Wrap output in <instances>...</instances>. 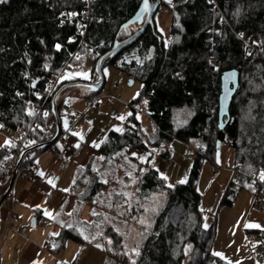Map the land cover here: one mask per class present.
<instances>
[{
	"label": "trees",
	"instance_id": "trees-1",
	"mask_svg": "<svg viewBox=\"0 0 264 264\" xmlns=\"http://www.w3.org/2000/svg\"><path fill=\"white\" fill-rule=\"evenodd\" d=\"M216 1L227 21L212 10L208 0H173L176 5L168 4L172 12L169 39L166 41L155 25L120 55H125L121 62L125 70L143 83L141 96L131 105L137 108L135 103L144 101L143 111L154 132L144 131L135 113L131 118L134 126L126 124L107 134L98 150L101 158L80 170L72 186L80 204L94 206L93 222L88 226L76 221L71 226L65 224L52 241L55 253L73 240L100 250L118 264H214L210 254L214 227H204L197 188L201 159L227 145L234 150L235 164L241 163L247 173L264 172V57L251 50V45L264 42V0ZM141 2L96 0L87 45L72 64L91 57L95 67L116 41L127 38L121 28ZM81 6L82 0L0 3V128L25 131L36 118L49 82L77 48L71 41L76 26L59 27L57 18L64 10ZM139 27L130 29L135 32ZM230 70L239 72V87L221 131V76ZM77 81L80 79L61 82L54 95L65 84ZM53 97L47 104L48 115L38 119L31 147L55 135ZM57 107L60 113L58 100ZM185 109L192 111V117L176 129L174 113ZM174 139L198 150L187 184L169 187L152 165L153 155L146 162L122 157L128 149L152 152L158 148L161 158L168 160ZM11 147L9 142L0 148V173ZM44 150L25 156L35 162ZM236 195L227 191L221 206L232 205Z\"/></svg>",
	"mask_w": 264,
	"mask_h": 264
},
{
	"label": "rangeland",
	"instance_id": "rangeland-1",
	"mask_svg": "<svg viewBox=\"0 0 264 264\" xmlns=\"http://www.w3.org/2000/svg\"><path fill=\"white\" fill-rule=\"evenodd\" d=\"M172 1L165 0L155 16V25L166 41L169 39L172 19L168 4L170 5ZM124 58L125 55L120 56L115 64H105L103 69L105 86L96 96H86L88 93L83 87L68 88L59 96L58 106L61 107V114H64L63 129L67 130L70 123L78 119L76 131L71 133L78 142L99 148L111 130H121L126 124L134 126L135 123L131 118L135 113L143 130L149 133L154 132L153 123L143 111L144 101L141 104L135 103L136 112L130 107V104L141 96L143 83L137 76L125 70L121 63ZM70 78L85 82L92 78L97 79L92 58L86 57L67 69L63 79L67 81ZM192 114V111L188 109L175 112L176 129L186 125ZM121 116L125 119L120 120ZM8 143L7 137L0 132V148ZM169 146L171 156L168 160L161 158V150L158 148L151 150L152 152L149 151L151 156L153 155L152 165L158 168L162 177H167L165 181L168 186L187 184L198 159V150L193 144H185L177 139H174ZM128 151L129 149L122 154L123 158L135 157L141 161L138 157L129 155ZM34 152L29 156L35 154ZM142 155L143 152L140 153L141 157ZM210 157L201 159L197 188L202 206L212 211V214L204 215V227L206 229L214 227L210 251L214 264H264V258L259 259L257 256V252L261 251L260 248L252 249L249 245L253 233H264V211L258 205L253 206V189L249 187L240 189L232 205L221 206L231 181L230 169L235 165L234 150L227 145H222ZM123 158L120 160H124ZM181 180L185 183H179ZM134 192L132 190L130 196H133ZM70 243L56 253L57 258L63 259L65 264H109L110 260L100 250L91 246L81 247L83 248L81 250L79 244ZM70 245H74L75 248H71ZM215 253L221 255H214Z\"/></svg>",
	"mask_w": 264,
	"mask_h": 264
},
{
	"label": "crops",
	"instance_id": "crops-1",
	"mask_svg": "<svg viewBox=\"0 0 264 264\" xmlns=\"http://www.w3.org/2000/svg\"><path fill=\"white\" fill-rule=\"evenodd\" d=\"M75 79L70 78L67 81ZM63 80L62 78V82H67ZM95 80L92 78L86 82ZM89 93L86 96L91 97ZM59 115L63 124L64 114L60 112ZM77 121L78 119L70 123L67 129L73 126L67 136L74 146V151L69 157H61L52 148L45 149L39 152L35 159L39 171L37 175L28 180L16 175L12 189L9 191L14 175L12 174L10 179L0 186V202L7 195L0 204V264H55L56 261L65 264L63 259L57 258L52 241L61 234L63 226L67 223H69L67 226H71L76 221L88 226L93 222L94 206L89 203L80 204L72 186L79 171L85 169L93 160L97 162L101 154L99 148L78 142L72 137L71 133L76 131ZM67 130L62 126L63 132ZM128 154L138 157L143 162L151 157L150 152L136 149H129ZM146 155L148 156L145 158ZM156 169L162 177L161 172ZM77 210L79 212L75 217ZM45 211L51 214V218L45 215ZM32 224L35 226L33 227ZM23 227H27L24 233L21 232ZM57 233L58 235H54ZM69 242L74 243L73 240H68L66 245ZM70 246L75 248L74 245ZM109 264L118 263L110 260Z\"/></svg>",
	"mask_w": 264,
	"mask_h": 264
},
{
	"label": "built area",
	"instance_id": "built-area-1",
	"mask_svg": "<svg viewBox=\"0 0 264 264\" xmlns=\"http://www.w3.org/2000/svg\"><path fill=\"white\" fill-rule=\"evenodd\" d=\"M96 0H82V6L78 9H69L62 11L57 20L59 27L66 25L76 26L75 34L71 38V41L77 44L76 50L70 57V60L66 63L63 70L59 75L53 77L47 86V95L42 108L36 112V118L31 123L29 128L25 131L16 132L10 127L0 128V132L7 137L10 144L12 145L10 150V157L4 161L3 170L0 173V186L4 185L5 182L10 179L12 174L16 173L17 176H21L23 179L28 180L38 174V167L34 161L29 160L25 156L22 163L18 166V161L22 153L29 149L32 144L36 141V134L39 128L38 119L41 116L48 115L50 108L47 106L54 93L56 92L59 84L62 82V78L67 69L72 67V62L77 61L81 57V50L87 45V35L92 22V10ZM142 1V0H136ZM165 1V0H163ZM212 10L219 14L223 21H227L226 15L221 10L216 0H208ZM172 6L176 5L173 1ZM221 32L219 33V35ZM251 50L257 52L259 55L264 57V42L258 41L251 45ZM130 107L136 109L135 106L130 104ZM73 126L69 130L62 132L60 137L50 147L55 150L61 157H69L74 151V146L69 142L68 135L72 131ZM130 130V128H129ZM231 181L227 191L238 192L244 187H249L254 191L253 206L258 205L262 211H264V181L260 179L261 173H247L241 163L235 164L231 169ZM226 191V192H227ZM12 197V195H10ZM200 210L204 215L212 214V211L203 206ZM27 227H23L21 232H26ZM249 245L253 249L260 248V252H257L258 258H264V233H253L249 240Z\"/></svg>",
	"mask_w": 264,
	"mask_h": 264
},
{
	"label": "water",
	"instance_id": "water-1",
	"mask_svg": "<svg viewBox=\"0 0 264 264\" xmlns=\"http://www.w3.org/2000/svg\"><path fill=\"white\" fill-rule=\"evenodd\" d=\"M148 2H149V10L147 12L143 10L144 0H142L141 5L138 11L136 12V14L129 21H127L121 28V30L125 31L127 38L121 41H116L113 47L98 59L94 67V71L97 75V79L95 81L70 82L62 86L57 91V93L54 95L52 99V113L56 120V132L54 137L46 143H42L25 150L22 153L17 163L18 166L22 163V160L25 157V155L30 154L31 152L36 151L39 148L49 149L53 145V143L60 137L62 131V124L57 107V100L59 96L65 90L71 87H83L91 94L94 95L99 94L105 86V78L103 74V69L105 64L115 61L126 50L133 47L137 42L141 40V38L144 36V34L147 32L149 28H151L152 30L155 29V16L158 13L160 6L163 3V0H148ZM133 25L140 26V29L135 33H132L130 29V27ZM221 83H222L221 94L219 97V130L222 131L224 130L227 124V122H224V120L225 119L229 120L230 118V107L232 104V100L239 87V72L237 70L225 71L221 76ZM15 178H16V173H14V175L12 176V181L9 191L12 189ZM6 197L7 195L4 196L0 204L4 202ZM32 226L34 227L35 225L32 224Z\"/></svg>",
	"mask_w": 264,
	"mask_h": 264
},
{
	"label": "snow or ice",
	"instance_id": "snow-or-ice-1",
	"mask_svg": "<svg viewBox=\"0 0 264 264\" xmlns=\"http://www.w3.org/2000/svg\"><path fill=\"white\" fill-rule=\"evenodd\" d=\"M6 2V0H0V3H5ZM143 10L145 11V12H147L148 10H149V2H148V0H144V3H143ZM57 47L59 48V45H57ZM145 103H147V101H145ZM119 119L120 120H124L125 118L123 117V116H121V117H119ZM76 147H79V145H76ZM41 175H43V174H41ZM163 179H165V180H167V177L166 176H163L162 177ZM260 179L262 180V181H264V172H262L261 174H260ZM49 183H52V181H49ZM179 183H185V181L184 180H181V181H179ZM53 186H55L54 184H53ZM169 187H172V185H169ZM45 215H47V216H49L50 218H51V214L50 213H48L47 211H45ZM248 227H260L259 225H247ZM54 235H58V233L57 234H54ZM83 235V234H82ZM84 239H88V237L87 236H85L84 237ZM109 243H111V241H109ZM97 247H99V245H97ZM137 255L139 254V253H136ZM214 255H217V256H219V255H221L220 253H215ZM133 264H135V262L133 261Z\"/></svg>",
	"mask_w": 264,
	"mask_h": 264
},
{
	"label": "flooded vegetation",
	"instance_id": "flooded-vegetation-1",
	"mask_svg": "<svg viewBox=\"0 0 264 264\" xmlns=\"http://www.w3.org/2000/svg\"><path fill=\"white\" fill-rule=\"evenodd\" d=\"M139 29H140V27H139ZM139 29H138V30H139ZM149 29H150V28H149ZM149 29H148V30H149ZM138 30H137V31H138ZM148 30H147V31H148ZM132 32H133V31H132ZM135 32H136V31H135ZM135 32H133V33H135Z\"/></svg>",
	"mask_w": 264,
	"mask_h": 264
}]
</instances>
